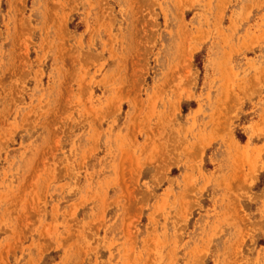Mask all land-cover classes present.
Masks as SVG:
<instances>
[{
  "label": "rangeland",
  "instance_id": "374dc122",
  "mask_svg": "<svg viewBox=\"0 0 264 264\" xmlns=\"http://www.w3.org/2000/svg\"><path fill=\"white\" fill-rule=\"evenodd\" d=\"M0 264H264V0H0Z\"/></svg>",
  "mask_w": 264,
  "mask_h": 264
},
{
  "label": "bare ground",
  "instance_id": "6f19581e",
  "mask_svg": "<svg viewBox=\"0 0 264 264\" xmlns=\"http://www.w3.org/2000/svg\"><path fill=\"white\" fill-rule=\"evenodd\" d=\"M128 40H129V39H128ZM128 40H127V41H128ZM165 65H166V64H165Z\"/></svg>",
  "mask_w": 264,
  "mask_h": 264
}]
</instances>
